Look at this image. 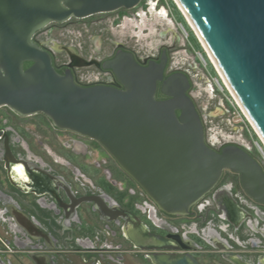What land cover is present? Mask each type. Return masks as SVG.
Wrapping results in <instances>:
<instances>
[{
	"label": "flooded vegetation",
	"instance_id": "1",
	"mask_svg": "<svg viewBox=\"0 0 264 264\" xmlns=\"http://www.w3.org/2000/svg\"><path fill=\"white\" fill-rule=\"evenodd\" d=\"M33 38L55 70L82 87L122 89L106 67L117 56L143 66L165 58L163 79L182 73L190 82L205 143L217 152L238 146L264 171L224 99L201 88L208 76L164 0L49 23ZM0 264H264V201L224 169L187 210L166 211L95 139L3 105Z\"/></svg>",
	"mask_w": 264,
	"mask_h": 264
},
{
	"label": "water",
	"instance_id": "2",
	"mask_svg": "<svg viewBox=\"0 0 264 264\" xmlns=\"http://www.w3.org/2000/svg\"><path fill=\"white\" fill-rule=\"evenodd\" d=\"M139 1L0 0V106L23 115L43 113L56 127L95 139L166 211L187 210L224 169L238 173L246 193L263 202L259 162L238 146L217 152L205 143L200 115L187 93L190 82L182 73L163 79L165 58L143 66L130 54L117 56L106 67L122 89L82 87L70 73L59 74L33 38L49 23L131 8ZM177 1L264 146V0ZM25 62L31 64L24 68ZM159 81L166 96L160 100L155 97Z\"/></svg>",
	"mask_w": 264,
	"mask_h": 264
},
{
	"label": "trees",
	"instance_id": "3",
	"mask_svg": "<svg viewBox=\"0 0 264 264\" xmlns=\"http://www.w3.org/2000/svg\"><path fill=\"white\" fill-rule=\"evenodd\" d=\"M166 3L169 5V7L173 10V12L175 13L176 16V22L181 23L183 25V27L186 29V31L188 32V43H189V47L191 49L192 52H199L203 58L206 61V65L207 68L205 70L206 75L209 78H217L218 81L221 83V80L219 78V76L217 75L213 65L210 63L208 57L206 56L203 48L201 47L198 39L196 38V36L194 35L193 31L191 30V28L189 27V25L187 24L186 20L184 19L183 15L181 14V12L179 11V9L177 8V6L175 5V3L173 2V0H166ZM215 91H218V88L215 87ZM223 95H224V101L226 102V104L228 105L231 113H238L240 114V110L238 109V107L232 102L227 90L223 87ZM245 126L248 129V133L251 137V139L253 141H257L260 143L258 137L256 136V134L253 132V130L251 129V127L249 126V124L247 123L246 120H243Z\"/></svg>",
	"mask_w": 264,
	"mask_h": 264
},
{
	"label": "rangeland",
	"instance_id": "4",
	"mask_svg": "<svg viewBox=\"0 0 264 264\" xmlns=\"http://www.w3.org/2000/svg\"><path fill=\"white\" fill-rule=\"evenodd\" d=\"M164 2H166V0H164ZM172 10V9H171ZM172 13H173V16H174V18L176 19V16H175V13L173 12V10H172ZM187 34H188V32H187ZM184 36H185V34H184ZM184 36H182L186 41H187V43H188V35H186L187 37H184ZM188 45H189V43H188ZM193 53V56L195 57V59L198 61V64H199V66H200V68H201V70L202 71H204V73H205V75H206V72H205V70H206V68H207V65H204L203 64V62H201V64L199 63V60H198V54L196 53V52H192ZM207 77V76H206ZM209 81H208V85H204L205 87H201V88H203L204 90H206V88L208 87V92L209 93H212L211 91L213 90V92L216 94V95H218V96H220V97H224V95H223V91L217 86V84H216V82H215V80L213 79V78H207ZM221 80V79H220ZM224 86H225V84H223ZM207 86V87H206ZM215 87H217L218 88V91H215ZM226 87V86H225ZM229 94V93H228ZM230 96V95H229ZM224 99V98H223ZM231 99H232V101H233V103L234 104H236V102H235V100L231 97ZM200 104H202V103H200ZM237 105V104H236ZM241 114H242V112H241ZM231 117H232V121H233V123H236V124H238V125H241L243 128H244V130H245V132H246V134H247V143L249 144V146L250 147H252L254 150H255V152L258 154V152H257V150H256V146H255V142L251 139V137H250V135H249V133H248V129H247V127L245 126V124H244V122L241 120V116H239L238 114H236V113H231ZM244 117V116H243ZM248 123V122H247ZM250 126V125H249ZM252 129V128H251ZM261 161H262V163L264 164V160H263V158H261Z\"/></svg>",
	"mask_w": 264,
	"mask_h": 264
},
{
	"label": "built area",
	"instance_id": "5",
	"mask_svg": "<svg viewBox=\"0 0 264 264\" xmlns=\"http://www.w3.org/2000/svg\"><path fill=\"white\" fill-rule=\"evenodd\" d=\"M176 27H177V29H178V31L180 32V34L182 35V36H184V34H185V36L184 37H187L186 35H188L187 34V31H186V29L183 27V25L181 24V23H178V22H176ZM197 54H198V60H199V63L201 64V62H203V64L204 65H206V61H205V59L203 58V56L199 53V52H196ZM211 63V62H210ZM220 78V77H219ZM214 80H215V82H216V84H217V86L223 91V87L225 88V86L223 85V83H222V81H221V83H222V85L220 84V82L218 81V79L217 78H213ZM226 89V88H225ZM230 98H231V96H230ZM232 100V99H231ZM233 102V101H232ZM236 105V104H235ZM237 106V105H236ZM238 107V106H237ZM238 109H239V107H238ZM240 110V109H239ZM236 114H238V113H236ZM239 116H241V120L243 121V120H245V118L243 117V114H241V111H240V114H238ZM255 142V146H256V150H257V152H258V156H259V158L261 159V158H263V160H264V146H263V144L260 142H257V141H254Z\"/></svg>",
	"mask_w": 264,
	"mask_h": 264
},
{
	"label": "bare ground",
	"instance_id": "6",
	"mask_svg": "<svg viewBox=\"0 0 264 264\" xmlns=\"http://www.w3.org/2000/svg\"><path fill=\"white\" fill-rule=\"evenodd\" d=\"M175 1H176V3L179 5V8H180V9L182 10V12L184 13V15H185V17H186V19H187V21H188V23H189L191 29L196 33L197 37L199 38V40H200L201 43L203 44V47H204V49H205V54L207 55L208 59H210V61H212L211 63H213V65L215 66L216 70L219 72V75H220L219 77L221 78V81H222L223 76H222V74L220 73V70H219L218 66L216 65V63H215V61H214V59H213L211 53L208 51V49H207V47H206L204 41H203L202 38L200 37L199 33H198L197 30L195 29L194 25H193L192 22L190 21L189 17H188L187 14L185 13L184 9L181 7V5L179 4V2H178L177 0H175ZM223 81H224L223 84H225V86H227V88L229 89V91H231L230 88L228 87V85H227L225 79H223ZM231 93H232V91H231ZM232 94H233V93H232ZM237 102H238V101H237ZM239 105H240V104H239ZM241 108H242V107H241ZM243 112H244V110H243ZM244 113H245V112H244Z\"/></svg>",
	"mask_w": 264,
	"mask_h": 264
}]
</instances>
